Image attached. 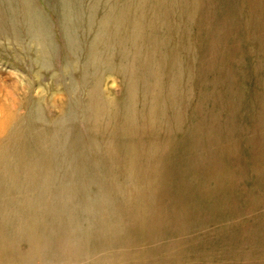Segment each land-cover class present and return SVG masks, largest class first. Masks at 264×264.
<instances>
[{
	"label": "rangeland",
	"instance_id": "obj_1",
	"mask_svg": "<svg viewBox=\"0 0 264 264\" xmlns=\"http://www.w3.org/2000/svg\"><path fill=\"white\" fill-rule=\"evenodd\" d=\"M0 82V141L30 159L61 124L73 157L4 220H125L112 264H264V0H0Z\"/></svg>",
	"mask_w": 264,
	"mask_h": 264
},
{
	"label": "bare ground",
	"instance_id": "obj_2",
	"mask_svg": "<svg viewBox=\"0 0 264 264\" xmlns=\"http://www.w3.org/2000/svg\"><path fill=\"white\" fill-rule=\"evenodd\" d=\"M25 5L28 6L27 1ZM26 23L29 32L35 35L33 38L36 40L37 36L40 38V35H47V29L44 28L37 11L28 10ZM39 38L37 44L40 46ZM40 53L44 56L42 49ZM17 103L13 93L0 82V132L7 125L8 116ZM63 127L60 124L47 135L44 131H36L33 144L39 150L31 148V151L32 156H39L38 158L22 157L27 144L18 143L17 138L19 137L13 132H8L2 139L3 141H0L1 208L5 203L14 204L16 202L15 206L21 208L24 205V198L19 200L14 195V192H17L14 186V178L17 175L23 173L24 185L34 188L37 179L30 173H35L40 168L48 176H52L51 171L54 168L66 163L67 159L73 158L70 157L68 135L65 136V127ZM3 180L7 182L3 184ZM42 191L38 188L33 189V194L39 195ZM36 211L39 210L36 209ZM1 212L2 210H0V264L6 263L9 257L10 260L18 259L26 264H30L37 257L41 258L44 264H59L60 260L64 261L63 264H76L78 258H84L82 264L88 262L112 264L110 258L105 254H96L95 250L103 246H112L117 241L122 243L120 246L127 242L124 235L127 228L125 220H60L55 211L53 213L57 217L44 215L48 220H4ZM2 215L6 216L4 213ZM11 215L20 217L17 212ZM97 216L103 218L105 215L99 213ZM153 230L148 232L151 234Z\"/></svg>",
	"mask_w": 264,
	"mask_h": 264
}]
</instances>
